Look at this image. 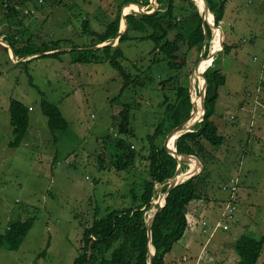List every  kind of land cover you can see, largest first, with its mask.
I'll use <instances>...</instances> for the list:
<instances>
[{
    "label": "rangeland",
    "instance_id": "1",
    "mask_svg": "<svg viewBox=\"0 0 264 264\" xmlns=\"http://www.w3.org/2000/svg\"><path fill=\"white\" fill-rule=\"evenodd\" d=\"M124 1L33 0L25 6L15 3L14 7L22 11L17 16L7 13L12 16L10 21L0 11L2 42L6 43L5 34L19 29L28 32L35 43L62 39V47L57 51H63L58 58L39 57L24 66L7 57L11 58L9 49L6 54L0 48V233L10 221L34 218L32 228L17 250L1 248L0 264H73L79 255L84 228L92 225L94 217H102L108 209L128 206L133 187L138 194L142 191L140 180L146 172L143 165L139 169L135 163L128 169L117 170L111 163L113 151L104 140L107 133L111 137L117 135L114 121L121 122L124 106H130L127 126L133 129L135 137H123L139 154L146 155L149 143L145 138L153 133L163 116L165 96L173 102L177 86L190 88V97L192 91L199 94V68L207 62L211 66L214 59L226 82L219 89L211 117L224 141L216 150L207 145L215 159L209 163L212 169L209 186L200 198L202 203L212 202L216 210L207 219L210 230L222 219L228 197L227 190L219 189L224 178L232 175L239 178V196L233 219L222 222L228 224L229 230L218 228L210 237L207 246L211 250L205 254L214 257L208 264H219L222 257L226 261L222 264H235L238 256L233 244L237 235L264 236V102L261 99L264 91L258 84L254 90H246L247 74L264 66V0L227 3L219 33L215 31V50L220 48L221 41L231 44L232 49L228 53L220 49L213 60H202L198 72L193 73L201 54L197 48L188 51L181 43L178 60L184 59L185 65L171 69L163 60L153 64L152 41L124 42L122 64L131 74V82L120 94L123 79L107 61L74 62L66 50L71 46L87 48L95 38L85 30L84 21L89 31L101 33ZM185 3L175 0L179 22L191 14L190 10L182 11ZM157 7L156 0H148L144 10ZM232 7L241 9L248 25L234 26ZM131 12L138 11L128 7L122 14ZM208 20H212L211 14ZM173 35L174 31H170L169 38ZM209 43L211 48L210 39ZM96 54L103 56L101 52ZM29 75L37 88L29 83ZM162 81L163 87L159 84ZM38 90L60 108L68 123L65 130L54 133L55 140L41 112ZM248 91L252 94L249 99L252 105L240 109L244 104L238 103L243 97L248 98ZM12 98L29 108L28 129L17 147L8 145L13 138L8 110ZM252 106H257L256 110L249 111ZM199 112L200 105L195 107L193 120L200 118V115L196 117ZM198 163L201 169V162ZM183 164L191 170L188 162ZM155 186L154 200L158 204L163 192L160 184ZM219 200L220 206H216ZM199 236L204 241L207 238V235ZM183 237L174 247L179 258L186 253L183 248L186 237ZM197 249L195 257L200 254V247ZM205 254L201 255L199 264L207 263ZM259 264H264V246Z\"/></svg>",
    "mask_w": 264,
    "mask_h": 264
},
{
    "label": "trees",
    "instance_id": "2",
    "mask_svg": "<svg viewBox=\"0 0 264 264\" xmlns=\"http://www.w3.org/2000/svg\"><path fill=\"white\" fill-rule=\"evenodd\" d=\"M205 1L213 14L215 26H219L224 16L227 0ZM32 2L33 0H0V11L3 13L2 16L10 21L12 16H8L7 13L17 16L22 11L14 7L15 3L20 6H25ZM156 2L158 3V7L153 12H131L124 16L127 26L115 45L88 48L114 38L121 27L123 21L121 15L124 10L132 7L138 11L137 5L144 9L146 4H148V0L124 1L117 7L115 16L106 24L101 33L92 30L89 31L87 21H84L85 30L95 39H92V42L88 44L87 48L71 46L66 52H69L73 56L74 62L98 63L107 61L123 79L120 94L123 93L124 89L131 82V74L127 72L122 64V59H125L122 44L128 40L152 41L154 47L150 51V54H152L151 61L153 64H158L163 60L171 69H181L185 65L184 59L182 61L178 60L181 43L187 46L188 51L191 48H197L199 52L203 49L204 45V59L209 53L211 29L207 23L209 20L207 19L205 22L202 20L200 8L196 7L192 0H185V6H182L181 9L182 11L190 10L191 14L188 17L185 16L179 22L175 16V11L177 10L175 0H156ZM201 2L204 5L203 0ZM123 4L127 5L123 7ZM17 30L15 33L10 34L8 32L3 36L6 43L11 47L15 57L20 59L26 56L40 54L28 60L20 61L18 64L26 66L33 59L39 57L58 58L63 53V51H55L53 53L41 54L58 50L62 47V39L52 40L51 42H36V44L28 32L25 30ZM215 30L218 34L219 28ZM170 31H174L172 38H169ZM204 40H206L205 44ZM231 47L230 45L222 43L221 51L228 53ZM0 48L6 54L8 53V47L5 44L0 43ZM96 52H101L103 56L97 55ZM7 57L11 60L8 55ZM214 63L215 59L213 60V64L207 67L203 73L207 89L205 90L202 120L195 123L192 131L185 132L177 137L174 143L178 153L196 157L198 161L195 158L192 159L196 164L197 170H199V161L201 162L202 170L198 174L173 187L165 197L163 207L157 213L151 224L150 243L155 251L152 264H163L164 256L173 249L174 244L182 239L187 229V205L193 200H201V192H205V189L209 186L212 170L209 167V163H213L215 155L207 148V145L209 144L216 150L224 141V136L219 133L218 127L211 117L215 112L219 89L225 84L226 77ZM203 82L201 76L198 86L199 90ZM29 83L36 87L31 75H29ZM164 83L163 81L159 82L162 87ZM260 86L264 91V81L260 82ZM189 90L188 87L177 86L175 88L173 102L168 101L167 96H165L163 116L155 124L153 133L148 134L145 138L149 143L146 155L139 154L133 144L123 137V135L135 137L133 129L127 126L130 117L129 104L124 106V110L120 114L122 118L121 122L118 124L114 121L118 130L117 135L111 137L112 135L107 133L104 137V140L107 141L108 146L113 151L111 163H114L113 166L117 170L128 169L135 163L138 164L137 167L139 169L143 165L144 171L146 172L140 180L142 191L138 194L133 187L129 191L130 203L128 206L113 208L112 210L108 209L102 217H97V215L94 217L92 225L84 228L79 255L76 256L73 264H148L150 252L148 250L149 239L145 220L149 217L148 212H150L151 208V198L156 194L154 186L172 177L177 170L179 172L187 170V165L183 164L184 162L178 161L176 157L166 151L163 140L172 128L188 119L192 108ZM38 92L41 95V112L47 118V126L55 140L54 133L58 130H65L68 123L60 108L47 100L40 90ZM249 95L250 93L248 92ZM199 98L201 101V97L197 94L198 105H200ZM242 108L244 106H241L240 109ZM8 110L13 135L8 145L17 147L28 129L29 108L21 101L12 98ZM98 159L101 161V157ZM100 166H103V161ZM231 177L237 180L235 191L237 199L235 200V209L230 220L233 219L234 212L237 210L239 178L235 175L228 176L222 180L219 187L221 191L224 186H229ZM166 187L167 184L163 185L161 191L164 192ZM229 198L230 193L228 192L227 200L223 202L226 204ZM205 219L207 220V218ZM33 223V217L22 221H10L5 231L0 233V250L2 247L17 250L28 231L32 228ZM226 230H229V226ZM263 246L264 236L255 237L248 233H241L233 244L234 251L238 256L235 264H257Z\"/></svg>",
    "mask_w": 264,
    "mask_h": 264
},
{
    "label": "water",
    "instance_id": "3",
    "mask_svg": "<svg viewBox=\"0 0 264 264\" xmlns=\"http://www.w3.org/2000/svg\"><path fill=\"white\" fill-rule=\"evenodd\" d=\"M192 1L194 3V0H192ZM203 3H204V9H203L202 13H200V14H201L202 20L205 22L208 19L209 13L212 15V18H213V14L209 10L210 8H208L207 2L205 0H203ZM137 8L139 9L138 10L139 13H150V12L155 11V9H151L150 11L144 10L139 5H137ZM125 15L126 14H122V18H123V21H124V26H123V28L120 27L117 35L114 38H112L108 42H104V43H101V44H98V45H95V46H92V47H88V48H98V47H101V46H104V45H115L118 42L119 37L122 35V33L124 32V30L126 29L127 23H126L125 18H124ZM207 23L210 26L211 31H212V29H216V28H219L220 29V26H215V24H214V18H213V21L212 22H208L207 21ZM221 37H222V35H221ZM205 41L206 40H204V44H205ZM0 43L5 44L8 47V49L10 51V56H11V59L13 60V62L25 61V60H28V59H30L32 57H36V56L40 55V54H34V55H31V56H26V57L20 58V59H18V60L15 61V58L16 57L13 54V51H12L11 47L7 43L2 42L1 40H0ZM222 43L223 42L221 41V48H219L218 50H210V47H209V53L207 54L206 57H204V59H203V50H204V45H203V49L200 52L201 53L200 54V58L198 59L196 65L194 67L193 73L194 72H198V67H199L200 63L202 62V60H207L209 58H211L212 60L214 59V56L216 54V51H219L220 49H222ZM53 52H55V50L48 51V52H44V53H41V54H46V53L48 54V53H53ZM204 71L201 73L204 82H203V85H202L201 89L199 90V95L201 97V108H202V114H201L200 118L197 121L196 120H193L194 119L193 118L194 104H193V101L191 99L192 108H191L190 115H189L188 119L185 120L184 122H182L181 124L175 126L174 128H172L166 134V136L164 138V141H163V144H164V147H165L166 151L169 154H171L172 156L176 157L178 161L186 162L190 158H195L198 161V159L196 157L192 156V155H188V154H184V153H178L176 151V148H175V144H174L175 141H173V143H172L173 145H170V142H171V140H172V138L174 136H176L175 137V140H176V138L179 137L180 135H182L183 133L192 131L193 130V126L195 125V123H197V122H199V121L202 120V116H203V112H204L205 90L207 89L206 88V81H205L204 76H203ZM190 91H191V89L189 90V92ZM200 170L201 169L197 170L196 172L190 173V174L188 173V170H185L184 172H181V171L179 172V170H177L172 177H170L167 180H165L162 183H160V186H163V185L167 184L166 190L163 192L162 203H158V204L156 203L157 205L154 208L151 216H149L145 220L146 221V227H147V235H148V239H149L148 250L150 252L149 253V259H148V264H152V262H153V256H154V253H155L154 248H153V246L150 243V240H151V224H152L155 216L157 215V213L163 207L164 202H165V197L167 196V194L170 192V190L173 187H175L176 185L184 182L188 178H190V177L198 174L200 172ZM185 175H187L186 178H184ZM155 188H156V186H154V190H155ZM153 193H154V191H153ZM154 199H155V195H153L152 198H151V208L150 209L153 208V200ZM150 246H152V248H153L152 250L150 249Z\"/></svg>",
    "mask_w": 264,
    "mask_h": 264
},
{
    "label": "crops",
    "instance_id": "4",
    "mask_svg": "<svg viewBox=\"0 0 264 264\" xmlns=\"http://www.w3.org/2000/svg\"><path fill=\"white\" fill-rule=\"evenodd\" d=\"M227 3H231V4L234 3L235 4L236 2H233V0H227V2L225 4L226 8H228ZM226 8L224 10V16L226 13ZM231 13H232V23L234 24V26H238V24H241V23H243L244 25H248V23L245 21V17L243 18V14H242L241 9H236L235 7H232ZM224 16H223V19H224ZM227 45L231 46V44H229V43H227ZM231 49H232V47H231ZM263 68H264V66L262 68H260L259 70H253L247 74V75H249V77H246L247 82H248L246 85V90H251V89L254 90V88L256 87V84H258L257 86H259L260 82L264 81V73H263L264 70H263ZM242 72L245 73V71H242ZM259 87H257V88H259ZM248 92H250V91H248ZM251 95L252 94L250 92V95L247 96L248 98L243 97V100L238 104L239 105L244 104V107L245 106L250 107V105H252L251 102H249ZM263 96L261 95L262 102H264ZM233 101H235V98ZM233 101H232V103H234ZM256 103L259 104L258 101ZM256 108H257V106H252L251 109L248 108V110L254 111V110H256ZM245 109H246V107H245ZM249 113H251V112H249ZM221 200H219L216 203V206H220L219 203L221 202ZM213 206H214V204L212 202L205 204V203H202L201 200H193L187 205L186 217L190 218L191 220H200V218H202V217H204V218L206 217L207 219L212 218L211 216H213V214H215V212H216V210H214L215 207H213ZM199 235H202V234L198 230V226L193 227V228L187 227V229L185 230L184 235H183L184 236L183 238L186 237V240H185L184 245H183V248H184V250H186V253L183 254L181 258L178 257L177 252H175V250H174L175 245L178 244V242H177L176 244H174L173 249L164 256V263L163 264H199L200 263L199 260L201 259V255L205 254V253L209 252V250H211V248L209 249V246H207L208 243L210 242V241H207L208 237L204 241V240H202V238H200ZM237 237H238V235H237ZM199 247H200V250H199L200 254L197 255L199 257V259L196 260L195 258L197 256L195 257L194 253H195V251L198 250L197 248H199ZM206 247L208 250L206 249ZM205 250H207V251H205ZM205 255H207V263H205V264H208L209 261L213 260L214 256L211 254H205ZM223 255H225V254H223ZM260 258H261V255L258 259L257 264H259ZM218 260L220 261L219 264L226 262L223 257L221 259H218ZM236 262H237V260H236Z\"/></svg>",
    "mask_w": 264,
    "mask_h": 264
},
{
    "label": "built area",
    "instance_id": "5",
    "mask_svg": "<svg viewBox=\"0 0 264 264\" xmlns=\"http://www.w3.org/2000/svg\"><path fill=\"white\" fill-rule=\"evenodd\" d=\"M230 180L231 181L229 183V186L223 187L224 190H227L230 193V198L224 206V210L221 216L222 219L218 220L211 228V230L210 226L208 225V221L205 218L202 217L200 218V220H191L187 217V226L190 228L198 226V230L201 234L208 235V240L213 234V232L216 231L218 228H222L224 230L228 229V224H223L222 222L232 217V213L235 209V200L237 199L235 193L237 180L232 177L230 178Z\"/></svg>",
    "mask_w": 264,
    "mask_h": 264
},
{
    "label": "bare ground",
    "instance_id": "6",
    "mask_svg": "<svg viewBox=\"0 0 264 264\" xmlns=\"http://www.w3.org/2000/svg\"><path fill=\"white\" fill-rule=\"evenodd\" d=\"M194 3L196 4V6L198 7V8H200V10H203L204 9V5L202 4V2H201V0H194ZM210 14V13H209ZM212 16V15H211ZM213 21V18H212V20L210 21V22H212ZM123 21H122V23H121V28H123ZM215 29H212V31H211V42H212V47L210 48V50H215V48H216V37H215ZM211 60V58H209V61ZM210 65V63L209 62H207L203 67H201V68H199V84H200V77L202 76L201 75V73L208 67ZM193 80V76H191V81ZM192 101H194V103H195V106H194V110H195V107H197V106H199L198 104H197V95H196V93L194 92V91H192ZM199 104H200V112L199 113H197L196 114V117L198 118V115H201V110H202V108H201V101H200V99H199ZM175 137L176 136H174L173 138H172V140H171V142H170V145H173L172 143H173V141H175ZM172 149V148H171ZM186 162H188L189 164H190V169L191 170H189L188 171V173L190 174V173H193V172H195V170H197L196 169V164H195V162H194V160L192 159V158H190V159H188ZM188 175V174H187ZM187 175H185V177L184 178H186L187 177ZM156 200H153V208L152 209H150V211H151V214H152V212H153V210H154V208H155V205H156V202H155ZM162 201V200H161ZM151 216V215H150ZM151 250H152V248H150Z\"/></svg>",
    "mask_w": 264,
    "mask_h": 264
},
{
    "label": "clouds",
    "instance_id": "7",
    "mask_svg": "<svg viewBox=\"0 0 264 264\" xmlns=\"http://www.w3.org/2000/svg\"><path fill=\"white\" fill-rule=\"evenodd\" d=\"M204 218V217H203ZM188 227V226H187ZM217 231V230H216ZM202 235H204V234H202ZM207 237H208V235H207ZM208 241H210V238H209V240Z\"/></svg>",
    "mask_w": 264,
    "mask_h": 264
}]
</instances>
